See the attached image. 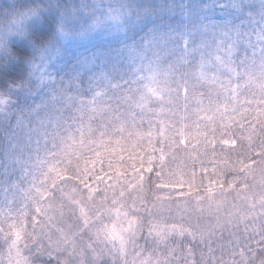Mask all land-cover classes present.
I'll return each instance as SVG.
<instances>
[{
  "label": "trees",
  "instance_id": "obj_1",
  "mask_svg": "<svg viewBox=\"0 0 264 264\" xmlns=\"http://www.w3.org/2000/svg\"><path fill=\"white\" fill-rule=\"evenodd\" d=\"M72 1L74 4L59 3L55 6L56 3L46 0L47 7L39 13L40 19L28 26L25 38L6 41L0 54V98H24L43 87L42 81L33 76L31 67L43 54L61 47L63 19L59 9L91 11L87 6L81 10L79 0ZM114 1L116 4H110L112 7L121 6L124 2ZM129 2L131 7L134 6L133 12H129L136 18L137 26L133 38L142 40L141 35L151 27L155 29L150 31H157L156 45L151 49L160 50L154 55H157L158 62H165L162 63L163 67L170 68V80L175 83V91L167 88L166 95L172 94L173 100L168 106L172 108L176 103L178 113L187 124L173 125L172 130L159 139L160 158L150 171V168L138 162L139 156L134 152L141 148L136 141L123 143L122 136L120 140L117 137L119 134L112 138L83 140L84 135L89 136L90 129L101 124L102 118L109 121V125L114 123L116 115L112 113V104L110 110L105 112L104 109L103 114H96L97 117L85 113L82 116L85 125L73 151V162L61 167L58 163L53 166L52 176L46 179L42 195L24 208L17 207L13 219L17 218L19 212L18 220L9 222L0 214V255L8 250L11 242H18L26 259L23 264H76L79 258L77 253L82 251L85 245L83 241L87 240L88 245L98 247L91 252L94 254L92 264H131L121 252L119 257L114 256L115 247L105 240L106 231L116 226L124 231L128 250L133 254L174 249L185 253L195 251L199 255L196 264H260L264 259L252 257V246L249 241L246 244L248 238L244 232H239L242 236L238 235V247H242L238 254L242 252L243 258L234 255L231 262L226 252L219 250L217 261L212 259L207 249L199 246V236L202 235L197 224L204 221L203 213L205 217L212 214L214 206L207 205V200L203 207L198 206L193 198L214 190L222 192L217 198L219 205L230 206L235 199L243 202L252 185L264 187V183L258 180L264 178V104L255 108L244 107L240 102L242 94L235 96V90L226 97L230 87L215 92L209 78L212 73L217 77V67L221 65L223 69L229 60L230 64L240 63L244 54L241 72L253 76L249 73L254 62L248 46L249 43L254 46V37L264 31V0H232L228 4L224 0L219 3L208 0H196L193 4L189 2L186 9L190 8L196 18L205 12L207 17L204 21L186 20L180 12L176 18H170L168 14H161L162 5L155 6L149 0ZM248 16L258 19V22L251 27L252 30L242 27L239 32L234 27L235 20ZM81 18H84L83 22H80ZM75 21L76 17L73 18V29L76 31L78 25V32L87 23L86 17L81 15L76 24ZM169 21L177 26L170 29L164 23ZM201 23L200 33L195 32ZM181 31L185 33L182 42L175 40ZM233 44L234 48L231 49L230 45ZM243 47H247V52L242 50ZM230 50L234 51L233 57L229 56ZM238 52L241 56L237 55ZM107 53L109 60L118 61L111 58L113 54L110 50L104 52ZM119 66H123L122 63ZM106 71L108 75H115L113 70ZM260 71L263 70L260 68ZM118 73L124 75L127 81L134 77L130 69L121 72L119 68ZM229 75L234 82V72L230 71ZM82 77L85 78V74ZM247 79L248 76L244 78L245 81ZM191 83H194L193 87H190ZM257 91L254 88L248 90L247 94L256 95ZM236 97L235 106H228L233 105ZM74 101L77 102V97ZM210 118L216 122H209ZM195 125L199 132L188 133L187 129ZM110 132L113 133L114 129L111 128ZM5 150L6 138L0 134V157H4ZM108 150H113L114 154ZM109 167L115 175H121L120 181L98 180V175L101 178L102 172ZM44 175L45 171L42 173ZM133 176L134 179L131 178ZM252 178L255 180L252 181ZM26 184V178L15 168L9 165L0 168V197L4 196L6 190ZM169 191L171 193L167 197ZM118 207L121 214L112 217V211ZM249 208L246 206V211ZM182 209H186L185 218L178 219L193 231L179 238L176 234L165 236V239L157 238L154 228L158 223L166 226L181 223L172 220L169 215L175 218L174 214L178 216L176 213H181ZM82 216L87 218L83 224ZM12 221L15 222L13 227ZM129 221H132L133 229L127 233L124 226ZM101 223L106 226H101ZM230 224H224L226 229L223 230L227 233H232ZM110 243L115 244V241Z\"/></svg>",
  "mask_w": 264,
  "mask_h": 264
},
{
  "label": "rangeland",
  "instance_id": "obj_2",
  "mask_svg": "<svg viewBox=\"0 0 264 264\" xmlns=\"http://www.w3.org/2000/svg\"><path fill=\"white\" fill-rule=\"evenodd\" d=\"M47 1L56 3L55 6L59 3L74 4L72 0ZM121 1H124L123 5L112 7L110 4H116L114 0H79L78 7L81 6V10L87 6L91 8V11L81 12L73 8L70 10L59 9L63 19L60 31L62 36L60 37L63 38L61 47L43 54L31 67L33 76L42 81L43 87L35 94L24 98H0V134L6 138V154L4 157H0V168L8 165L15 168L26 178L27 182L26 185L6 190L4 196L0 197V214L4 216V220L10 222L14 216L16 217L17 207L24 208L30 201L42 195L45 181L48 176H52V168L56 163L61 167L73 162V151L77 148L78 137L85 125L82 118L85 113L97 117L96 114H103L104 109L105 112L110 110V104H112V113L116 115V118H113L115 124L109 125L110 122L102 118L101 124L90 129L89 136L84 135L83 140L92 141L99 137L112 138L119 134L117 137L119 139L122 136L123 143L136 141L142 150L138 149L134 152L139 156L138 162L146 165L150 171L160 158L159 139L164 138L172 130L173 125L186 123L182 115L178 113L176 103L172 105V108L168 106L173 103V100L172 94L166 95L167 88L175 91V83L170 80V68L163 67L162 63L165 64V62L163 60L158 62L157 55H154L160 50L151 49V46L156 45L157 31H150L155 29L151 27L146 34L141 35L140 39L142 38V40L138 41L133 38L137 31L136 18L129 11H132L134 6L131 7L129 0H118V2ZM139 1L132 0L134 3ZM149 1L155 6L162 5L161 14H168L170 18H176L178 12L186 20L204 21L207 17V14L202 12L200 17L196 18L190 8L186 9L189 2L193 4L196 0ZM220 1L222 0H208V2L218 3ZM224 1L228 4L232 0ZM236 1L234 0V2ZM80 15L86 17L87 23H84V28L78 32V25H76V31L73 29V18L76 17V24ZM39 19L38 14L30 20L26 31L32 22H37ZM83 20L84 18H81L80 22ZM257 20L250 16L236 19L234 27L239 32L242 27L252 30L251 27L258 22ZM164 23L168 24L170 29L177 26L171 21ZM202 26L203 23L199 24L195 32L200 33ZM176 30L179 29L176 28ZM26 31L17 32L15 35H0V54L8 39H24ZM260 33L254 37L256 39L254 46L251 43L248 46L254 62L249 73L253 76L247 75V72H241L243 58L246 54L240 58V63L230 64L231 60H229L223 69L219 65L217 77L213 73L209 74L215 92L220 91L223 87H230L226 97H229L230 92L236 90L234 95L242 94L240 102L248 108L264 104V31ZM184 34V31L179 32L175 36V40L182 42ZM234 45H230L231 49L234 48ZM108 50L113 54L111 58H117L118 61L109 60L108 53L104 54ZM242 50L247 52V47H243ZM233 55L234 51L230 50L229 56L233 57ZM237 55L241 56L240 52ZM220 61L223 62V59ZM120 63L123 66H119ZM119 68L121 72L132 70L134 77L127 81L124 75L118 73ZM260 68L263 70L262 72ZM106 70H113L115 75H108ZM230 71L235 74L234 82L232 77L229 78ZM84 74L86 79L82 77ZM246 76L248 79L245 81ZM193 86L194 83H191L190 87ZM246 87L248 89L245 91ZM254 88L258 89L256 95L247 94L248 90ZM73 93L77 97L76 103H74L76 97ZM120 99H124V101ZM236 102L237 97L234 99L233 105L228 106L234 107ZM218 105L220 104L218 103ZM209 122H216V120L210 118ZM115 126L116 128H114ZM111 128L114 129L113 133L110 132ZM197 130L196 125L187 129L188 133L199 132ZM108 151L110 154H114L113 150ZM254 169L255 166H253ZM102 173L101 178L98 175L100 182L121 180V175L117 173L115 175L111 167ZM131 178L134 179L135 176ZM253 180L255 179L252 178ZM258 180L264 183V178ZM93 187L95 186L93 185ZM170 193L171 191L167 193V197ZM220 194L222 192L212 190L206 195L193 198L198 206L203 207L202 204L206 200L209 202L207 205L214 206L212 214L207 217L204 213L202 214L205 222L201 221L197 224V229L202 235V237L199 236L201 240L199 246L207 249L211 258L216 261L218 252L221 250L226 252L228 260L233 262L234 255L237 258L244 257L242 252L238 254L242 248L238 247L239 236H242L239 232H244L247 234L246 239L248 238L246 244L249 241V245L252 246V257L259 256L264 259V254L262 255L264 251V187L252 185V190L245 194L243 202H238L235 199L230 206L219 205L220 201L217 198ZM246 206H250L249 211H246ZM185 211L186 209H182L181 213H176L178 216L174 214L175 218L171 214L169 217L176 222H181L178 218H185ZM120 212L122 211L118 207L112 211L111 216L117 217L118 214H121ZM18 218L19 212L17 218L13 220H18ZM238 218V221L233 222ZM83 219L84 216H82L81 224L87 221V218ZM14 221H12V227ZM229 222L231 223L229 230L232 233L223 230L226 229L224 224ZM101 226L105 227L106 225L101 223ZM124 229L127 233L133 229L132 221H129ZM192 231L193 229L187 227L184 222L167 226L158 223V226L154 228L157 238L162 239L172 234H176L178 238L184 237ZM106 234L105 240L115 247L114 256L119 257V252H121L125 256V260L127 259L126 261H130L131 264H196L199 256L195 251L185 253L174 249L169 252L161 250L154 253L149 251L145 254L141 251L133 254L128 250L129 247L126 243L128 239L125 238L127 236L119 227L111 226ZM111 241H115V244L110 243ZM83 243L86 247L84 245V248H81L82 251L77 253L79 258H77L76 264H92L94 254L91 252H95L98 247L88 245L87 240ZM25 260L18 242H11V245H8V250L0 255V264H23ZM260 262V264H264V260Z\"/></svg>",
  "mask_w": 264,
  "mask_h": 264
},
{
  "label": "clouds",
  "instance_id": "obj_3",
  "mask_svg": "<svg viewBox=\"0 0 264 264\" xmlns=\"http://www.w3.org/2000/svg\"><path fill=\"white\" fill-rule=\"evenodd\" d=\"M46 7V0H0V35L23 33L29 21Z\"/></svg>",
  "mask_w": 264,
  "mask_h": 264
}]
</instances>
